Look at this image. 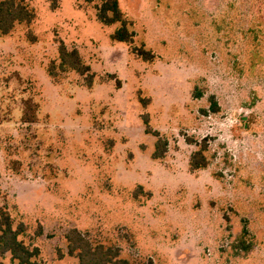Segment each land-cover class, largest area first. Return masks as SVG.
Masks as SVG:
<instances>
[{
    "label": "rangeland",
    "instance_id": "obj_1",
    "mask_svg": "<svg viewBox=\"0 0 264 264\" xmlns=\"http://www.w3.org/2000/svg\"><path fill=\"white\" fill-rule=\"evenodd\" d=\"M26 1L33 20L0 33V207L37 261L79 264L77 228L129 264H264V0H118L132 44L97 19L102 0ZM61 42L90 88L49 75ZM203 140L209 164L191 171Z\"/></svg>",
    "mask_w": 264,
    "mask_h": 264
},
{
    "label": "trees",
    "instance_id": "obj_2",
    "mask_svg": "<svg viewBox=\"0 0 264 264\" xmlns=\"http://www.w3.org/2000/svg\"><path fill=\"white\" fill-rule=\"evenodd\" d=\"M56 7L53 0L52 8ZM97 19L104 25L119 23L120 26L110 34V38L116 42L133 43L134 32L130 29L131 22L126 18L119 7L118 0H102L96 8ZM34 10L26 0H0V33L5 35L12 31L16 23H29L33 20ZM132 52L144 61H152L154 54L151 50L142 47H134ZM59 63L53 62L48 67L51 77H56L58 71H74L84 77L86 85L90 88L95 74L86 63L77 48H67L61 42L58 47ZM26 110L23 113L24 122L36 121V106L32 101L26 102ZM210 110L219 111V107L213 96L210 97ZM205 111V110H203ZM146 117L144 124L146 133H152L157 137L155 150L152 153L154 159L162 158L166 152L167 140L161 138L159 131L151 130ZM190 143L194 140L187 139ZM198 148L193 151L189 159L190 170L203 169L208 166L209 159L206 156L207 144L203 140L197 143ZM26 231L23 223L14 224V219L7 209L0 207V264H6L4 258L9 255L8 264H46L37 261L38 247L30 248L20 237ZM247 232L244 228L243 235ZM67 254L76 257L79 264H129V261L120 256L117 248L106 247L101 243H93L85 234L77 228L70 229L66 235ZM249 246H245L247 251Z\"/></svg>",
    "mask_w": 264,
    "mask_h": 264
}]
</instances>
